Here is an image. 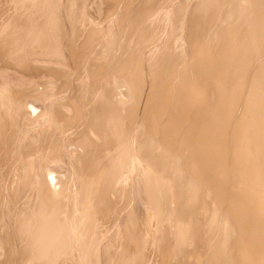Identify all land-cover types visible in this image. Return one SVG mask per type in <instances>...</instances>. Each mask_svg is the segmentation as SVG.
<instances>
[{
    "label": "rangeland",
    "instance_id": "374dc122",
    "mask_svg": "<svg viewBox=\"0 0 264 264\" xmlns=\"http://www.w3.org/2000/svg\"><path fill=\"white\" fill-rule=\"evenodd\" d=\"M24 1L27 2L25 3ZM31 1L0 0V36H3V39L0 37V56L4 54V59L0 60V92H3L5 96L7 93L9 95L7 96L9 98H7L0 94L2 96L0 101L4 97L11 99L8 101L3 100L6 110L1 109L4 106H0V115H3L0 116L2 118L0 121H3V124H0L5 126L2 127L0 125L2 127L0 128V264H27L26 258L35 254L33 234L35 232L34 228L38 229L39 220L37 222V218L39 217H33L37 215L34 204L36 202L38 204V198L43 195L47 186L50 191L52 189V193H55L56 196H59L58 193L60 192V197L57 198L61 201L58 203V205L60 204L58 210L61 218L66 220L67 233L69 234V236L67 234L69 238L65 239L70 252L67 255H63L62 259H59V264H73L74 261V264L78 262V264H125V262H128L127 264H190L193 262L191 261L192 259L194 262L191 264H200L202 260V263L205 262L203 264H207V257L210 259V252L215 251L214 247L216 246L217 250L221 242L225 240L226 243L228 239L227 237L225 238V235L223 236L225 233L224 227L221 224H216L219 216L212 223L214 228H216L214 229L213 225L206 221V216L200 214L202 210L200 209L201 205L197 204L196 186L193 185L195 192L193 191L192 193L193 187L191 185L188 186L189 184L187 183V169L183 166H186L184 163L187 159H190L188 144H186L188 143L187 138L191 139L189 134H186L189 133L188 130L190 129L187 128L188 126L190 127V124L200 130L206 138L213 164L212 167L209 166V169L211 167L217 174L215 176L213 171L215 178H212L215 183H217L218 177L221 176L218 174L222 173L226 178L229 204L231 202L236 203L243 212L264 227V107L262 98L258 94L254 73L248 63V57L245 54L242 36L238 28V23L241 20L242 23L245 22L243 20H245L246 13L249 11V2L245 3V0H243V3L242 0ZM27 3L32 5L34 3V5L29 8ZM240 18L242 19L239 20ZM28 20L29 22H27ZM43 20L45 22L50 21V23L46 22V24ZM52 20L56 23H53ZM9 21H11L10 24ZM51 23L55 24V26L52 27ZM16 24L18 27H16ZM11 25H14L15 28L13 26L11 28ZM29 25L32 28H36L34 29L35 32L33 29L27 30ZM40 25L45 27L43 34L46 33V36L45 34L42 35L49 37V39H45L47 41L43 44L52 47L46 48L42 52L41 49L37 48L39 45L38 36L40 35L36 30ZM6 26L8 28H5ZM48 27L54 32L50 34L51 36H47L50 33ZM10 28L14 33L11 32ZM9 31L11 34L8 33ZM24 32L26 33L24 34ZM52 36L54 38H51ZM7 39L13 40L9 41ZM51 40L54 41L53 44L50 43ZM5 41L9 42L5 48L6 51L3 48ZM10 43L14 45V49L10 50L11 52L8 50ZM56 43L58 44V49L55 47ZM15 44H17L16 47ZM53 48L54 50L51 51ZM55 49H57V54ZM7 50L9 51L8 55ZM40 53L41 55H39ZM261 55L262 57L264 56V54ZM259 57L260 55H258ZM262 57H260L261 59L257 58L256 61L258 63L255 61L256 65L263 61ZM152 76L153 81H151ZM155 79H157V82ZM134 81L137 82L134 84ZM166 81L167 83H165ZM168 87L173 92L169 89L170 92L167 93ZM165 89L167 91H164ZM157 90L162 95H165L164 98L166 99L170 94L172 96L174 93L175 96V98L172 96V99L169 97V100L166 101L165 105L170 103L169 107L163 106L164 110L162 112H165L159 114L160 116L163 115L161 118L159 117V125L166 124L165 118L167 120L170 118V111L178 110L177 108L173 109L177 99L185 101L186 111L188 110L189 115L187 113H185V116L184 113L182 115L184 119L186 117L185 121L188 116H190L189 121L191 120V123L187 120L189 122L187 124L177 114L179 119L185 123V125H182L183 128L185 127L184 129L180 126L179 135L182 132L181 136H187L185 137L187 140H181L185 144L181 143V147L179 144L172 147V152L175 150L172 154L174 157L170 159L172 161L168 159V163H173L174 166H176L175 163L177 162L182 163L180 166L178 163V166H176L177 170L175 167L172 168L171 171L174 172L172 176L169 172L170 176H167L163 171V174L157 171L152 172L154 173L152 174L149 173L151 172L150 170L145 168L147 163L145 161H148L149 158L146 157L145 160L146 155L143 154H146V143L143 138L147 132L143 122L145 120L143 119L146 113L158 111L157 108L159 106L157 105L160 102L159 100L156 101L157 98L155 99ZM11 92L13 95H10ZM166 94L169 95L166 97ZM139 97L141 98L139 99ZM149 101H151L150 103L153 106L150 105ZM154 102H157V105L153 104ZM1 103L2 101L0 105ZM32 107L35 108L32 109ZM147 107L148 111H146ZM107 108H109V111L106 110ZM112 110L115 112L113 113ZM130 110H132L131 112L136 111L135 114H132ZM141 111H144V113L141 114ZM106 113L111 120L107 118ZM120 113L122 114L120 115ZM125 114L129 116H125ZM132 115H134V119ZM135 115H138L139 119ZM141 124L142 126H140ZM128 128L132 129L129 130ZM144 128L145 130H143ZM142 130L143 133L141 132ZM139 138L143 142H140L144 145V147L140 145L143 150L139 147ZM156 143L158 142L156 141ZM137 147L141 151H137ZM136 152H140L143 156ZM198 157L197 162L199 160ZM175 159L179 160L176 161ZM165 161L167 162V159ZM199 162V165L197 164L198 169L202 172L204 165ZM25 164L28 168H26ZM106 164L109 166V169L107 166L106 172L110 170L114 173L113 168L116 169V175H112L113 178L111 176L110 182L112 184L108 187L107 179L110 176L108 178L107 174L110 172L106 173L104 171ZM144 164L145 167H143ZM177 167H182L183 169H178ZM95 168L101 172L97 169L94 170ZM142 168L145 169L143 170ZM25 169H27L28 175ZM180 170L185 173L181 174V179L180 176L178 177L181 173ZM200 170L197 173L199 176H203L205 170L202 174ZM96 172L100 173L98 176L100 175L101 177L99 176L98 178L91 175ZM158 173L164 180L160 181L159 178L161 177L157 176L155 181L158 182L159 179L161 183L170 178H175L174 181L170 180L180 190L178 191L177 188H174L175 186L172 188V184L170 186V184H166L169 181H166L167 188L170 187L168 190L163 185L164 183L159 184L161 185V187L159 186L160 188L155 183L158 190H156L155 185V190L152 192L153 188L151 187L154 185L152 183L155 182L152 180ZM210 173L212 172L210 171ZM43 178L45 181L47 180L45 188L41 187L43 186ZM49 178L53 179V181H49ZM220 179L224 178L220 177ZM54 180H56L55 183L58 182L56 183L57 186H55ZM106 181L107 183H105ZM178 181H180L181 185L178 184ZM181 181L186 182L187 184L185 183V185L187 186ZM179 186H181L183 191L185 187H187V190L192 188L189 190L191 192L185 189L184 193ZM53 187H57L56 189L59 192ZM162 187L164 188L163 192H166L164 194L163 192L161 193ZM173 189H176V191ZM156 191L161 194L159 195L160 197ZM180 191L187 196L184 194L183 196ZM171 192L176 197L179 196L180 201H188L190 196L192 198V195L189 197L188 195L194 194L195 198L193 195V199H189L191 201L195 199L196 201L194 200V202L199 208L194 202L184 201L183 203L178 201ZM154 194H157L156 199ZM165 194L169 199L166 198ZM85 197L88 199L91 197V201ZM157 197L161 203L164 200H168L167 206L164 204V207L163 203H158L159 201L156 204ZM177 201L182 203L183 206H186V203L187 206L190 204V211L187 206L185 207L186 210H184L183 206L177 207ZM169 203L170 205H168ZM171 204L173 208L170 209L169 206L172 207ZM162 205L164 208H162ZM162 209L167 210L164 211L166 214L172 215V220H170L169 215H165ZM169 209L171 211L172 209L174 210L171 213ZM217 209V206H214L215 213ZM24 212H30L33 221L26 214L27 220H24V222L26 221L27 223H23L22 219V221H19L22 215L24 216ZM178 213L187 220L188 224L194 218L195 222L190 224L193 227L191 228L189 225L190 230L187 228L191 235L196 236L199 233L198 237L192 236L195 238L193 240L187 230H185V235L186 233L188 234L186 238H189L190 245L194 241L193 245L196 247L190 246L186 240L184 241L187 243L183 241V234L180 233L181 231L179 232L180 228L176 227L178 224L173 223L176 221L175 219L182 218L177 216ZM189 216L191 218H188ZM197 216L200 217L197 218ZM173 217L175 221H173ZM202 217L204 221H202ZM167 218L172 223L168 222ZM17 222L19 224L21 222L19 227ZM206 222L207 224H205ZM202 223L211 226L204 227ZM28 224L30 226L31 224L33 225L31 229ZM195 224L198 226L202 225V227H198ZM166 226L168 229H166ZM194 227L196 228L195 230H193ZM176 228L179 229L177 230ZM207 228L212 229V231ZM165 231H169L167 232L168 234ZM176 231H178V237L182 236L181 241L177 238ZM193 232L194 234H192ZM209 232H213V235L211 233L210 235ZM220 234L222 235L221 237ZM205 235L208 238L210 236L211 238L213 237V243L211 238L208 239ZM222 237L225 238H223V241ZM68 240L73 242V244L75 243V245L73 246ZM177 240L181 243L183 241L185 244H181V247H179L180 242L174 244ZM230 241L231 239L227 243ZM208 242L211 243L209 244ZM187 244L188 247L186 246ZM201 245L204 247H201ZM175 246L179 247L180 251ZM182 246L185 248L184 251ZM196 248L198 253L202 252V255L207 254L208 252L206 251L209 250V255H205L204 258L201 253L198 254L196 252ZM202 249L206 250V253ZM31 252L34 253L31 254ZM177 252L180 253L177 255ZM182 252L185 255H183V259L187 258L184 262L181 259ZM198 255L202 256L203 259ZM175 257H178L179 260ZM119 261L122 262L120 263Z\"/></svg>",
    "mask_w": 264,
    "mask_h": 264
},
{
    "label": "bare ground",
    "instance_id": "6f19581e",
    "mask_svg": "<svg viewBox=\"0 0 264 264\" xmlns=\"http://www.w3.org/2000/svg\"><path fill=\"white\" fill-rule=\"evenodd\" d=\"M21 1V0H20ZM33 1V0H32ZM31 1V2H32ZM45 1V0H44ZM50 1V0H49ZM228 1V0H227ZM25 2V1H24ZM27 2V1H26ZM25 2V3H26ZM28 2H30V1H28ZM234 2V1H233ZM240 2V1H239ZM246 2H249L250 3V8H248L249 9V11H248V13H246L247 14V16H245L246 18H245V20H243V21H245V22H243L242 23V18H240L239 20H241V22L240 23H238V28H239V31H240V35L242 36V40H243V47H244V50H245V54L247 55V57H248V63H249V65L252 67V70H253V73H254V77H255V80H256V83H257V89H258V94H259V96L262 98V104H263V107H264V56L262 57V55L261 54H264V0H245V3ZM41 3V2H40ZM48 3V2H47ZM225 3V2H224ZM242 3H243V0H242ZM28 4V3H27ZM26 4V5H27ZM31 3H29L27 6H29V8H30V6H33L34 5V3H33V5L31 4ZM44 4H45V2H44ZM57 4V3H56ZM80 4V3H79ZM148 4V3H147ZM222 4V3H221ZM231 4V3H230ZM25 5V4H24ZM46 5V4H45ZM73 5V4H72ZM93 5H94V3H93ZM248 5V4H247ZM41 6V5H40ZM25 7V6H24ZM50 7H51V5H50ZM23 8V7H22ZM32 8V7H31ZM54 8V7H53ZM72 8V7H71ZM92 8V7H91ZM91 8H90V10H91ZM242 8V7H241ZM26 10H27V8H25ZM32 9H34V8H32ZM36 9V8H35ZM25 10V11H26ZM24 11V12H25ZM28 11V10H27ZM39 11V10H38ZM44 11V10H43ZM93 11V10H92ZM49 12H51V11H49ZM247 12V11H246ZM10 13V12H9ZM91 13H94V12H91ZM238 13V12H237ZM243 14V13H242ZM245 14V15H246ZM7 15V14H6ZM44 15V14H43ZM239 16H240V14H239ZM244 16V15H243ZM60 17V16H59ZM242 17V16H241ZM32 18V17H31ZM44 19V18H43ZM59 20V19H58ZM44 22H45V20H43ZM53 21V23H56V22H54V20H52ZM51 21V22H52ZM7 22V21H6ZM10 22L11 21H9V24H10ZM14 22V21H13ZM19 22V21H18ZM27 22H29V20L27 21ZM47 22V21H46ZM45 22V23H46ZM72 22V21H71ZM4 23V22H3ZM47 23H50V21L49 22H47ZM46 23V24H47ZM8 24V25H9ZM12 24H14V23H12ZM18 24V23H17ZM16 24V27H18V25ZM24 24V23H23ZM30 24V23H29ZM52 24V23H51ZM244 26H243V25ZM4 25H6V24H4ZM24 25H26V24H24ZM53 25V24H52ZM12 26L14 27V25H11L10 27L12 28ZM34 26V25H33ZM41 26V25H40ZM38 26L39 28L36 30V32H38V34L40 35V36H38V41H39V45L37 46V48L40 50L41 49V52H42V50H45L46 48H49L50 46H46V45H44L43 43H45V41H47V40H45V39H49V37L47 38V37H45L46 36V33H44L45 34V36H43L44 34H43V32H44V30L43 29H45V27L44 26ZM48 26H50V24H48ZM55 26V24L52 26V27H54ZM243 26V27H242ZM20 27H22L21 25H20ZM28 27V29L27 30H32L33 29V31L35 32V30L34 29H36V28H32V26L30 27V25L29 26H27ZM5 28H8L7 26L5 27ZM10 28V29H11ZM15 28V27H14ZM13 28V30L15 31V29ZM48 29L50 30L51 28L50 27H48ZM48 29H46V30H48ZM53 29V28H52ZM4 30H7V29H4ZM9 30V29H8ZM21 30V29H20ZM26 30V29H25ZM26 30V31H27ZM3 31V30H2ZM55 31V30H54ZM61 31V30H60ZM11 32H13L12 31V29H11ZM20 32V31H19ZM46 32H48V31H46ZM8 33H10V31L8 32ZM7 33V34H8ZM14 33V32H13ZM26 32H24V34H25ZM49 33V32H48ZM51 33H54V32H52L51 30H50V33H49V35L47 34V36H51L50 34ZM55 33H56V31H55ZM63 33V32H62ZM11 34V33H10ZM43 34V35H42ZM1 35V34H0ZM5 36V35H4ZM7 36V35H6ZM10 36V35H9ZM63 36V35H62ZM1 37V36H0ZM3 37V36H2ZM1 37V39H3ZM17 37V36H16ZM5 38V37H4ZM13 38V37H12ZM15 38V37H14ZM26 38V37H25ZM28 38V37H27ZM51 38H54V36H52ZM36 39V38H35ZM5 40V39H4ZM7 40H13V39H7ZM30 40V39H29ZM53 40V39H52ZM50 41V43L51 44H53L54 43V41ZM55 40V39H54ZM14 41H16V39H14ZM14 41H13V43H14ZM35 41H37V40H35ZM49 41V40H48ZM33 42H34V39H33ZM32 42V43H33ZM0 43H1V41H0ZM15 43H18V42H15ZM21 43V42H20ZM27 43V42H26ZM35 43H37V42H35ZM34 43V44H35ZM41 43V44H40ZM7 44H9V42H7V41H5L4 42V45H3V48L5 49L6 48V46H7ZM16 45L17 44H15V47H16ZM58 44L56 43L55 44V47H57V49H58V46H57ZM86 45V44H85ZM32 47H34V46H32ZM2 48V47H1ZM29 48V47H28ZM50 48H52V47H50ZM83 48H85V47H83ZM12 49H14V45L13 44H11L10 43V47L8 48V50L10 51V50H12ZM37 49V50H38ZM57 49H55V53H56V50ZM7 50V51H8ZM16 50V49H15ZM38 50V51H39ZM48 50V49H47ZM52 50H54V48L53 49H51V51ZM4 51V50H3ZM5 51H6V49H5ZM4 51V52H5ZM9 51H8V53H7V55L9 54ZM51 51H50V53H51ZM3 52V53H4ZM11 52V51H10ZM44 52V51H43ZM62 52V51H61ZM165 52V51H164ZM33 53V52H32ZM57 54V53H56ZM59 54H60V52H59ZM131 54V53H130ZM4 55V54H3ZM3 55H1L0 56V60L3 58ZM6 55V56H7ZM11 55H13V54H11ZM39 55H41V53L39 54ZM258 55H260V57H262V62L261 63H259L258 65H256L258 62L256 61L257 60V58H258ZM29 56V55H28ZM11 57V56H10ZM55 57V56H54ZM59 57V56H58ZM136 57V56H135ZM259 57V58H260ZM258 58V59H259ZM4 59V58H3ZM261 59V58H260ZM125 60V59H124ZM6 61V60H5ZM9 61H10V59H9ZM80 61V60H79ZM136 61V60H135ZM257 63H256V62ZM261 61V60H260ZM2 62H3V60H2ZM10 62H12V61H10ZM19 62H20V60H19ZM22 62V61H21ZM17 63V62H16ZM25 63V62H24ZM127 63V62H126ZM131 63V62H130ZM4 64V63H3ZM3 64H2V66H3ZM20 64V63H19ZM11 65V64H10ZM127 65V64H126ZM162 65H164V64H162ZM22 66V65H21ZM27 66H28V64H27ZM160 67V66H159ZM158 67V68H159ZM171 67H173V66H171ZM127 68V67H126ZM130 68V67H129ZM141 68H142V66H141ZM164 68V67H163ZM21 69V68H20ZM123 69V68H122ZM154 69H155V67H154ZM157 69V68H156ZM58 70V69H57ZM127 70V69H126ZM137 70V69H136ZM161 70V69H160ZM26 71V70H25ZM121 71V70H120ZM125 72V71H124ZM129 72V71H128ZM136 72V71H135ZM150 72H151V70H150ZM42 73V72H41ZM57 73V72H56ZM117 73V72H116ZM127 73V72H126ZM154 73V72H153ZM97 74V73H96ZM121 74V73H120ZM155 74V73H154ZM153 74V75H154ZM158 75V74H157ZM133 76V75H132ZM134 77H136V76H134ZM133 77V78H134ZM157 77V76H156ZM151 78V77H150ZM131 79V78H130ZM135 79V78H134ZM138 79V78H137ZM136 79V80H137ZM158 79V78H157ZM157 79H155L156 80V82H157ZM140 80H143V79H140ZM154 80V81H155ZM119 81V80H118ZM130 81V80H129ZM151 81H153V76H152V80ZM137 82V81H136ZM135 81H134V84L136 83ZM139 82H141V81H139ZM156 82H155V84H156ZM121 83V82H120ZM126 83V82H125ZM142 83V82H141ZM150 83H152V82H150ZM165 83H167V81L165 82ZM169 83V82H168ZM7 84V83H6ZM130 84H131V82H130ZM154 84V83H153ZM170 84V83H169ZM121 85V84H120ZM142 85V84H141ZM152 85V84H151ZM167 85V84H166ZM165 85V87L167 88V86ZM171 85V84H170ZM169 85V86H170ZM2 86V85H1ZM5 86V85H4ZM116 86V85H115ZM136 86H137V84H136ZM145 86V85H144ZM149 86V85H148ZM155 86V85H154ZM6 87H8V86H6ZM14 87V86H13ZM121 87V86H120ZM123 87V86H122ZM125 87H127V86H125ZM138 87V86H137ZM146 87V86H145ZM144 87V88H145ZM151 87V86H150ZM170 87H173V86H170ZM170 87H168V91L165 89L164 91H167V93L168 92H170V91H172V89H170ZM10 88V87H9ZM128 88H129V86H128ZM133 88V87H132ZM141 88V87H140ZM8 89V88H7ZM119 89V88H118ZM137 89V88H136ZM142 89V88H141ZM164 89V88H163ZM169 89H170V91H169ZM1 90V89H0ZM9 90V89H8ZM8 90H6L7 92H9ZM133 90V89H132ZM156 90V89H155ZM11 91V90H10ZM113 91H115V90H113ZM127 91V90H126ZM130 91V90H129ZM141 91V90H140ZM134 92V91H133ZM154 92V91H153ZM173 92V91H172ZM171 92V93H172ZM140 93V92H139ZM142 93V92H141ZM149 93V92H148ZM166 93V92H165ZM0 94L2 95L3 94V92L1 93L0 92ZM8 94V93H7ZM6 94V96H5V94H3L5 97H7V96H9V95H7ZM136 94H137V91H136ZM155 94V93H154ZM153 94V95H154ZM170 94V93H169ZM169 94H166V97H167V95H169ZM0 95V98L2 97ZM10 95H13L12 94V92L10 93ZM107 95V94H106ZM119 95V94H118ZM110 96V95H109ZM148 96H149V94H148ZM151 96V95H150ZM172 96L175 98V96H174V93L172 94ZM172 96H171V94L169 95V97L172 99ZM4 97V98H5ZM11 97H13V96H11ZM136 97V96H135ZM145 97V96H144ZM165 97V95H162V93H160V92H158V90H157V92H156V96H155V99H156V101H158L159 100V105H157L156 103L157 102H154L153 104H156L157 106H159L157 109H158V111L157 112H149V114L148 113H146V115L144 116V119L143 120H145V121H143L144 122V125H145V128H146V131H144V132H146V136L143 138L144 139V142L146 143L145 145H146V154L145 153H143L144 155H146L145 156V160H146V157H148L147 159H148V161H145V163H146V167H145V164H144V166L143 167H145L146 169H148V170H150L151 172H149V173H152V172H154V171H157V172H164V174H166L167 176H170L169 175V173H171V176H172V173H174L173 171H171L172 170V168H174L175 167V169H176V166H178V163L179 162H177V163H175V165L176 166H174V164L173 163H168L169 161H168V159L170 160L171 158H173L174 156H172V154H173V152L175 151H173L172 152V147L173 146H175V145H177V144H179V146L181 147V143H183V141H185L184 139H186L185 137H187V136H185V137H182L181 135H182V132H180L181 134L179 135V129H180V126L182 127V125H185V123L184 122H186L187 124L190 122L191 123V120L189 121V119H190V116H188L187 117V120L189 121H185V119H186V117H185V119L183 118V113H184V116H185V113H187L188 115H189V113L186 111V103H185V101H179L178 99L177 100H175L177 103V105L175 104V107L173 108V109H178V110H172V112L170 111V114H171V116H170V118L167 120L166 118H165V121H166V124H162V125H159V119L163 116L162 114L165 112H162L163 110H164V105H165V103H166V101H168L169 100V97H167V99L166 98H164ZM3 98V100H11V99H7V98H9V97H7V98H5L4 99ZM15 98V97H14ZM141 97H139V99H140ZM149 98V97H148ZM151 98H153V97H151ZM174 98H173V100H174ZM121 99V98H120ZM125 99V98H124ZM136 99H137V97H136ZM170 99V100H171ZM3 100L1 99V101H2V103H1V107L2 106H4L3 105ZM138 100V99H137ZM144 100V99H143ZM0 101V102H1ZM14 101V100H13ZM18 101V100H17ZM123 101V100H122ZM141 102H142V99H141ZM140 102V103H141ZM151 101H149V103H150ZM153 102V101H152ZM170 102V101H169ZM9 103V102H8ZM145 103V102H144ZM6 104V103H5ZM9 104H11V103H9ZM107 104V103H106ZM170 104V103H169ZM169 104L167 105H165V106H168L169 107ZM30 105V104H29ZM32 105V104H31ZM136 105V104H135ZM144 105V104H143ZM150 105H151V103H150ZM173 105V104H172ZM15 106V105H14ZM37 106V105H36ZM42 106V105H41ZM112 106V105H111ZM139 106H141L140 104H139ZM146 106V105H145ZM151 106H153V105H151ZM174 106V105H173ZM0 107V108H1ZM5 107L6 106H4V108L2 107L1 109H5ZM10 107V106H9ZM113 107V106H112ZM125 107V106H124ZM130 107V106H129ZM133 107V106H132ZM136 107V106H135ZM134 107V108H135ZM138 107V106H137ZM168 107H166V108H168ZM170 107H172V106H170ZM20 108V107H19ZM33 108H35V107H32V109ZM118 108H119V106H118ZM22 109H24V108H22ZM109 108H107L106 110H108ZM116 109V108H115ZM125 109V108H124ZM130 109V108H129ZM153 109V108H152ZM156 109V110H157ZM6 110V109H5ZM7 110H9L8 108H7ZM12 110H13V108H12ZM135 110H137V109H135ZM142 110H145V109H142ZM166 110V109H165ZM168 110H169V108H168ZM17 111V110H16ZM109 111V110H108ZM113 111V110H112ZM121 111H123V110H121ZM132 110H130V112H131ZM134 111V110H133ZM140 111V110H139ZM138 111V112H139ZM146 111H148V107H147V110ZM151 111V110H150ZM154 111H155V109H154ZM174 111H176L175 112V114H174ZM186 111V112H185ZM11 112V111H10ZM25 112H26V110H25ZM56 112V111H55ZM104 112H105V110H104ZM111 112V111H110ZM109 112V113H110ZM115 111H113V113H114ZM136 112V111H135ZM135 112H131L132 114L134 113L135 114ZM137 112V113H138ZM142 112V113H141ZM140 113L141 114H143L144 113V111H141ZM29 113V112H28ZM108 113V114H109ZM112 113V114H113ZM124 113H126V112H124ZM128 113H129V111H128ZM130 113V114H131ZM136 113V114H137ZM160 113H162L161 115L162 116H160L159 114ZM10 114V113H9ZM122 113H120V115H121ZM174 114V115H173ZM180 115L183 119H184V122L183 121H181L180 119H179V117H178V115ZM187 114H186V116H187ZM12 115V114H11ZM113 115H116V114H113ZM126 115H128V114H125V116ZM139 115V114H138ZM138 115H135L136 117L138 116ZM159 115V116H158ZM0 116H3V115H0ZM7 116V115H6ZM17 116V115H16ZM106 116H107V118H109L110 119V117L107 115V113H106ZM105 116V117H106ZM129 116V115H128ZM127 116V117H128ZM131 116V115H130ZM133 116L134 115H132V118H133ZM160 117V118H159ZM166 117H167V115H166ZM106 118V119H107ZM135 118V117H134ZM133 118V119H134ZM138 118V117H137ZM137 118H136V120H137ZM0 119H2V118H0ZM91 119V118H90ZM115 119V118H114ZM139 119V118H138ZM111 120V119H110ZM127 120H129L128 118H127ZM10 121V120H9ZM9 121H7L8 123H9ZM3 122V121H2ZM1 121H0V123H2ZM7 122H6V124H7ZM107 122V121H106ZM121 122V121H120ZM131 122H133V121H131ZM137 122V121H136ZM139 122H141V121H139ZM142 122V123H143ZM5 123V122H4ZM108 123V122H107ZM114 123V122H113ZM112 123V124H113ZM125 123V122H124ZM134 123V122H133ZM3 124V123H2ZM112 124H109V125H112ZM115 124H116V122H115ZM114 124V125H115ZM129 124V123H128ZM137 124V123H136ZM1 125V124H0ZM16 125V124H15ZM125 125H127V124H125ZM134 126H135V124H133ZM2 126V125H1ZM0 126V128H2ZM94 126V125H93ZM132 126V125H131ZM140 126H142V124L140 125ZM5 127V126H4ZM120 127V126H119ZM125 127H127V126H125ZM144 127V126H143ZM142 127V128H143ZM9 128V127H8ZM142 128H140V129H142ZM145 128L143 129V130H145ZM185 128V127H184ZM183 127H182V129H184ZM125 129V128H124ZM129 129V128H128ZM132 129V128H131ZM131 129H129V130H131ZM138 129V128H137ZM181 129V130H182ZM187 129H190V130H188L189 131V133H186L187 135L189 134V137L191 138L190 140H189V138H187L186 140L188 141V143H186V144H188V150H189V160L187 159V161L186 160H184L185 158H183V160L184 161H186L185 163H184V161H182L184 164H186V166L184 165L183 167L184 168H186L187 169V173H186V175H187V180H185V181H187V183L189 184L188 186H192L193 187V185L194 186H196V189H197V191H196V198H198V203L197 204H199V206H200V209L202 210L201 212L200 211H198V212H200V214L202 215V216H206V221H208L209 223H214L213 221H215L216 220V218L219 216V218H218V222L216 221V224L218 223L219 225L221 224V226H223L224 227V229L223 230H225V233L223 234V236L225 235V238L227 237V239L228 240H230L231 239V241L230 242H228L227 243V241H226V243H225V240H224V242H221V244H220V246L218 247V249L216 250V246L214 247V252H210V254H211V257H210V259H208V257H207V261H208V263L207 264H264V227H262V226H260L256 221H254L248 214H246L245 212H243L240 208H239V206L236 204V203H234V202H231L230 204H229V201H228V193H227V188H226V178H225V176L219 171V173H221V174H218V175H221V176H217L218 177V181H216L217 183H215V181H214V179L213 178H215L214 177V174H215V171L213 170V169H211V167L213 166V164H212V162H211V157H210V148H209V146H208V144H207V141H206V138H205V136L202 134V132L200 131V130H198L196 127H194L192 124H190V127L188 126V128ZM134 130H135V128H134ZM143 130L141 131L142 133H143ZM99 131V130H98ZM102 131V130H101ZM124 131V130H123ZM125 131H126V129H125ZM184 131V130H183ZM131 132H133V131H131ZM185 132H187V131H185ZM121 133H124V132H121ZM136 133V132H135ZM185 134V135H186ZM47 135V134H46ZM117 135V134H116ZM122 135V134H121ZM124 135V134H123ZM127 135V134H126ZM129 135V134H128ZM133 135V134H132ZM136 135V134H135ZM134 135V136H135ZM143 135V134H142ZM141 136V135H140ZM139 136V137H140ZM123 138V137H122ZM140 138H142V137H140ZM139 138V139H140ZM114 139V138H113ZM138 139V140H139ZM183 139V141H181ZM122 140V139H121ZM133 140V139H132ZM2 141V140H1ZM125 142H128V141H126V140H124ZM136 141V140H135ZM158 142V143H156L155 144V142ZM124 142V143H125ZM134 142V141H133ZM140 142H142L141 141V139L139 140V143ZM153 142H154V144H153ZM132 143V142H131ZM137 143V142H136ZM143 143V142H142ZM116 144V143H115ZM127 144V143H126ZM184 144V143H183ZM122 145V144H121ZM128 145V144H127ZM126 145V146H127ZM133 145V144H132ZM135 145V144H134ZM138 145V144H137ZM136 145V146H137ZM140 145H142L141 143L139 144V147H141ZM185 145V144H184ZM91 146V145H90ZM130 146V145H129ZM128 146V147H129ZM143 147H144V145H142ZM82 147V146H81ZM110 147V146H109ZM122 147H123V145H122ZM139 147H137V149L139 148ZM179 147V148H180ZM185 147V146H184ZM33 148V147H32ZM111 148V147H110ZM127 148V147H126ZM176 148V147H175ZM125 149V148H124ZM131 149V148H130ZM132 149H134V148H132ZM136 149V148H135ZM145 149V148H144ZM104 150V149H103ZM102 150V151H103ZM123 150V149H122ZM140 149H138L137 151H139ZM141 150H143V148L141 147ZM140 150V151H141ZM177 150V149H176ZM182 150H183V148H182ZM50 151V150H49ZM120 151V150H119ZM128 151V150H127ZM41 152V151H40ZM107 152H108V150H107ZM123 152V151H122ZM132 152H133V150H132ZM131 152V153H132ZM178 152H179V150H178ZM136 153H139L140 155H142L140 152H136ZM185 153V152H184ZM26 154V153H25ZM111 154H113V153H111ZM125 154V153H124ZM130 154V153H129ZM128 154V155H129ZM188 154V153H187ZM186 154V156H188ZM198 154V155H197ZM200 154V155H199ZM41 155V154H40ZM107 155V154H106ZM110 155V154H109ZM115 155V154H114ZM138 155V154H137ZM179 155V154H178ZM183 155V154H182ZM181 155V156H182ZM27 156V155H26ZM85 156V155H84ZM111 156V155H110ZM143 156V155H142ZM180 156V157H181ZM185 156V157H186ZM199 156V157H198ZM76 157V156H75ZM106 157V156H105ZM127 157H129V156H127ZM137 157H141V156H137ZM136 157V158H137ZM183 157V156H182ZM197 157L199 158V160H198V162L200 161L201 162V164H203L204 165V170H205V172H204V170L202 171V172H204V174H203V176H199L198 175V173H197V171L198 170H200V169H198V162H197ZM73 158V157H72ZM131 158V157H130ZM134 158V157H133ZM176 158V157H175ZM177 158H178V156H177ZM81 159V158H80ZM119 159V158H118ZM140 159V158H139ZM142 159V158H141ZM165 159H167V162L165 161ZM204 159V160H203ZM117 160V159H116ZM120 160V159H119ZM126 160V159H125ZM136 160V159H135ZM176 160V159H175ZM179 160V159H178ZM178 160H176V161H178ZM68 161V160H67ZM101 161H103V160H101ZM118 161V160H117ZM129 161V160H128ZM128 161H127V163H128ZM137 161V160H136ZM140 161V160H139ZM143 161V160H142ZM141 161V162H142ZM170 161H172V160H170ZM98 162V161H97ZM105 162V161H104ZM123 162V161H122ZM144 162V161H143ZM174 162V161H173ZM199 162V163H200ZM27 163H28V161H27ZM26 163V164H27ZM25 164V165H26ZM99 164H101V163H99ZM123 164V163H122ZM148 164V165H147ZM182 164V163H181ZM180 163H179V166L181 165ZM198 164V165H197ZM200 164V165H201ZM102 165V164H101ZM140 165V164H139ZM23 166V165H22ZM103 166H105V165H103ZM102 166V167H103ZM107 164H106V169H104V171L106 170L107 171ZM141 166V165H140ZM209 166H211L210 167V169H209ZM96 167V166H95ZM113 167V166H112ZM200 167V166H199ZM203 167V166H202ZM201 167V168H202ZM26 168H28L27 167V165H26ZM64 168V167H63ZM122 168V167H121ZM144 168V169H145ZM178 168V167H177ZM182 167H179L178 169H181ZM97 168H95L94 170H96ZM101 169V168H100ZM108 169H109V166H108ZM114 169V173H113V171H108V172H110V173H108V172H106V173H108L107 174V176H108V178H109V176H110V178L109 179H107V181H108V183H107V181L105 182V183H107V187L110 185V184H112L111 182H110V180H111V176L113 175L114 176V174H115V168H113ZM143 169V168H142ZM143 169V170H144ZM183 169V168H182ZM26 171H27V169H25ZM97 170H99V169H97ZM102 170V169H101ZM120 170V169H119ZM122 170V169H121ZM174 170V169H173ZM177 170V169H176ZM175 170V171H176ZM212 172V173H210V171ZM9 171V170H8ZM19 171V170H18ZM32 171V170H31ZM167 171V172H166ZM171 171V172H170ZM183 170H180V175H178V177L180 176V179H181V174L182 173H184V172H182ZM185 171V170H184ZM213 171H214V174H213ZM30 172V171H29ZM46 172V171H45ZM92 172V171H91ZM95 172V171H94ZM99 172H101L100 170H99ZM103 172V171H102ZM163 172H162V174H163ZM169 172V173H168ZM202 172H201V170H200V173L202 174ZM52 173V175H54L53 174V172H51ZM50 173V174H51ZM84 173V172H83ZM143 173H144V171H143ZM212 174L211 176H210V174ZM25 174V173H24ZM27 175H28V171H27V173H26ZM49 174V173H48ZM98 174H100V173H98V172H96V173H94V174H91V175H94V176H97L98 178H99V176H98ZM103 174H105V173H103ZM123 174V173H122ZM152 174H154V173H152ZM185 174V173H184ZM183 174V175H184ZM200 174V175H201ZM116 175V174H115ZM140 175V174H139ZM146 175V174H145ZM217 174H215V176H216ZM48 176V175H47ZM51 176V175H50ZM58 176V175H57ZM113 176H112V178H113ZM148 176V175H147ZM151 176H153V175H151ZM155 176V175H154ZM157 176H160L159 175V173H158V175L156 174V176H155V178H154V180H152V181H155V179H156V177ZM165 178H166V176L165 175H163ZM54 177V176H53ZM53 177H50V178H53ZM83 177V176H82ZM85 177H86V175H85ZM101 177V176H100ZM146 177V176H145ZM161 178H159L160 179V181L161 180H164L163 179V177L162 176H160ZM177 177V178H178ZM184 177H185V175H184ZM213 177V178H212ZM216 177V178H217ZM220 177L221 178H224V179H220ZM23 178V177H22ZM25 178H26V176H25ZM49 178V181H53V179L51 180ZM94 178H96V177H94ZM148 178V177H147ZM170 178V177H169ZM183 178V177H182ZM48 179V178H47ZM62 179V178H61ZM88 179V178H87ZM92 179V178H91ZM115 179V178H114ZM144 179V178H143ZM152 179V178H151ZM151 179H150V181H151ZM159 179H158V182L157 181H155V182H153L152 184H154V185H152L153 187H151V188H153V190H152V192H154V190H155V183H157L158 184V187L160 186L161 187V185H159V184H162V183H164L163 185L164 186H166V184H170V186H171V184H172V188H173V186H175L174 188H177L176 187V185H173V184H175L174 182L172 183V180L174 181V179H172V178H170V179H172V180H170V179H168V180H166V181H169V182H167L166 184H165V182L164 181H162L161 183L159 182ZM186 179V178H185ZM90 180V179H89ZM88 180V181H89ZM93 180V179H92ZM147 180V179H146ZM182 180H184V179H182ZM216 180V179H215ZM222 180V181H221ZM24 181V180H23ZM47 181V180H46ZM45 181V179L43 178V186H41L42 188H45V186H47V182ZM55 181L56 180H54V183H55ZM73 181V180H72ZM87 181V182H88ZM96 181V183L98 182L97 181V179L95 180ZM116 181V180H115ZM148 181V180H147ZM176 182H177V180H175ZM221 181V182H220ZM83 182H85V181H83ZM86 182V183H87ZM171 182V183H170ZM179 183L178 184H180V181H178ZM182 183L184 182V181H181ZM56 183H58V182H56ZM55 183V184H56ZM74 183V182H73ZM146 183H148V182H146ZM145 183V184H146ZM185 183L186 182H184V185H185ZM186 183V184H187ZM213 183V184H212ZM49 184V183H48ZM91 184V183H90ZM177 184V185H178ZM25 185V184H24ZM49 185H51V184H49ZM60 185V184H59ZM88 185V184H87ZM86 185V186H87ZM95 185V184H94ZM144 185V184H143ZM150 185V184H149ZM162 185V186H163ZM181 185V184H180ZM13 186V185H12ZM29 186V185H28ZM52 186H53V184H52ZM55 186H57V184L55 185ZM83 186V185H82ZM168 186V185H167ZM167 186L165 187V188H167ZM183 186V185H182ZM185 186H187V185H185ZM64 187V186H63ZM90 187H91V185H90ZM98 187V186H97ZM159 187V188H160ZM41 188V189H42ZM47 189L46 190H44V192H43V195L42 196H40L38 199V204H37V202H36V204H34V207H35V210H37V212H36V214L37 215H35V216H33V217H39V218H37V222H38V220H39V226H38V229H35L34 228V230H35V232H34V230H33V232H34V234H33V239H34V247H35V254H33L32 252H31V254H33V255H31V256H29V258L27 257H25L26 258V260H27V264H59V259H62V257H63V255H67L70 251H69V246H68V244H67V241H66V239L65 238H67L68 236H69V234L67 233V227H66V220H64V219H62L61 218V216H60V212H59V210H58V207L60 206V204L58 205V203H60L61 201H59L57 198H59L60 197V192H59V190L58 189H56V188H54L53 187V189H55V190H58V195L59 196H56V194L55 193H52L53 191H52V187L50 188L51 189V191L49 190V188H48V186L46 187ZM163 188V187H162ZM170 187H168L167 188V190L169 189ZM171 188V189H172ZM179 188H181V186H179ZM184 188V187H183ZM189 188V187H188ZM25 189V188H24ZM103 189V188H102ZM178 189V188H177ZM182 189V188H181ZM185 189L187 190V187H185ZM185 189H184V191H183V189L181 190L182 192H184L185 193ZM192 188H189L187 191H189V190H191ZM83 190H84V188H83ZM156 190H158V188H157V185H156ZM161 190V189H160ZM163 190H164V188L162 189V191H161V193L163 192ZM166 190V191H167ZM173 190H175L176 191V189H173ZM173 190H172V192H173ZM180 189H178V191H179ZM219 190V191H218ZM88 191H89V189H88ZM106 191V190H105ZM151 191V190H150ZM174 191V192H175ZM177 191V192H178ZM181 191H180V193H181ZM193 191L195 192V190H194V187H193V189H192V193H193ZM216 191H218V192H216ZM56 192V191H55ZM82 192V191H81ZM157 192V191H156ZM169 192H170V190H169ZM168 192V193H169ZM171 192V193H172ZM189 192H191V191H189ZM83 193V192H82ZM81 193V194H82ZM159 192H157V194H158ZM164 193H166L165 191L163 192V194ZM183 193V194H184ZM187 193V192H186ZM42 194V193H41ZM156 194V195H157ZM173 194V193H172ZM179 194V193H178ZM182 194V193H181ZM182 194V195H183ZM189 194V193H188ZM62 195V194H61ZM86 195V194H85ZM155 195V194H154ZM154 195H153V197H154ZM156 195H155V199H156ZM159 195H161L160 193L158 194V196ZM169 195V194H168ZM177 195V194H176ZM184 195H186V194H184ZM183 195V196H184ZM190 195H192V198H191V196ZM193 195L194 194H189L188 195V197L190 198V199H193ZM165 196H167L166 194H165ZM173 196L178 200V201H180V199H179V196L178 197H176L174 194H173ZM187 196V195H186ZM185 196V197H186ZM83 197V196H82ZM89 197V196H88ZM160 197V196H159ZM164 197V196H163ZM162 197V198H163ZM181 197V196H180ZM14 198V197H13ZM85 198H87V197H85ZM158 198V197H157ZM165 198V197H164ZM163 198V199H164ZM166 198H168V196L166 197ZM165 198V199H166ZM172 199H173V197H171ZM182 198V197H181ZM184 198V197H183ZM188 198V201H189V203H190V199ZM194 198H195V195H194ZM61 200H63L62 198H60ZM82 199V198H81ZM88 199V198H87ZM90 199H91V197H90ZM90 199H88V200H90ZM96 199V198H95ZM101 199V198H100ZM169 199V198H168ZM59 202H58V201ZM184 200V199H183ZM195 200V199H194ZM194 200L193 201H191L192 203L194 202ZM91 201V200H90ZM101 201V200H100ZM159 201V198H158V200L156 201V204H157V202ZM163 201V200H162ZM178 201H177V207H182L183 205H182V203H180V202H183L184 203V201H186V200H184V201H180L179 203H178ZM188 201H186V202H188ZM196 201V200H195ZM63 202V201H62ZM83 202H84V200H83ZM165 202V203H164ZM164 202H162L163 203V205L165 204L166 206H167V202H168V200L167 201H165L164 200ZM170 202L172 203V201L170 200ZM176 202V201H175ZM185 202V203H186ZM158 203H160V204H162L161 203V201H159ZM191 203V204H192ZM62 204V203H61ZM87 204H89V203H87ZM91 204H92V202H91ZM155 204V205H156ZM180 206H179V205ZM194 204H196L195 202H194ZM197 204H196V206H197ZM82 205V204H81ZM90 205V204H89ZM154 205V204H153ZM159 205V204H158ZM163 205H162V208H164L165 207V205H164V207H163ZM168 205H170V203L168 204ZM173 205H174V203H173ZM62 206V205H61ZM161 206V205H160ZM171 206H172V204H171ZM186 206H187V203H186ZM186 206H183L184 208L186 207ZM189 206H190V204H189ZM189 206H187V207H189ZM214 206H217V210H216V213H215V210H214ZM87 207V206H86ZM92 207V206H91ZM198 207V206H197ZM196 207V208H197ZM60 208V207H59ZM82 208V207H81ZM159 208V207H158ZM169 208L171 209V208H173V206L172 207H170L169 206ZM175 208V207H174ZM193 208V207H192ZM199 208V207H198ZM155 209V208H154ZM160 209V208H159ZM167 209V208H166ZM169 209V212L171 211ZM176 209V208H175ZM178 209V208H177ZM181 209H183V208H181ZM189 209H191V207H189L188 208V210ZM194 209V208H193ZM35 210H33V211H35ZM84 210V209H83ZM82 210V211H83ZM163 210V212L164 211H167V210H165V209H162ZM174 209H172V211H173ZM179 210H180V208H179ZM178 210V211H179ZM184 210H186V208L184 209ZM187 210V211H188ZM91 211V210H90ZM95 211V210H94ZM172 211H171V213H172ZM176 211V210H175ZM183 211V210H182ZM182 211H180V212H182ZM190 211V210H189ZM188 211V212H189ZM193 211V210H192ZM194 211H195V209H194ZM31 212V211H30ZM30 212L28 213V212H24V216L22 215V218H20V220L19 219H17V220H19V221H22L23 220V223H25L24 222V220H27V216H29L28 218H30V220H32V215H30ZM84 212V211H83ZM82 212V213H83ZM87 212V211H86ZM157 212V211H156ZM186 212V211H185ZM197 212V211H196ZM165 213V212H164ZM163 213V214H164ZM195 213V212H194ZM23 214V213H22ZM27 216H26V215ZM32 214H34V213H32ZM39 214V215H38ZM175 214V213H174ZM173 214V216H175L176 218H177V216L179 217H182L179 213V215L177 214V216L176 215H174ZM182 214H184V213H182ZM18 215V214H17ZM147 215V214H146ZM165 215H169V214H166L165 213ZM189 215H190V213H189ZM195 215V214H194ZM196 215H198V214H196ZM163 216V215H162ZM171 216L172 215H169V217L171 218ZM184 216H185V214H184ZM186 216H188V215H186ZM193 216V215H192ZM166 217V216H165ZM168 217V218H169ZM195 217V216H194ZM200 217V216H199ZM198 216H197V218H199ZM168 218L166 219V220H168ZM188 218H191L190 216L188 217ZM193 218V217H192ZM197 218H195V219H197ZM22 219V220H21ZM177 219H178V221H177ZM177 219H175L174 220V217H173V221H175V222H173V223H176V227H179V228H176L177 230L179 229V232L181 233V234H183L182 236H183V241L184 240H186V241H188L189 242V245H190V241H189V238H186L187 236L186 235H188L187 233H186V235H185V230H187L188 231V228H189V225L191 224V223H193V222H195L193 219H192V222H191V220H190V224H188V222H187V220L184 218V217H182V218H177ZM201 219V218H200ZM29 220V221H30ZM94 220V219H93ZM170 220H172V218L170 219ZM189 220V219H188ZM33 221V220H32ZM202 221H204V218L202 217ZM68 222V221H67ZM157 222V221H156ZM168 222H171L172 223V221H169L168 220ZM196 222H198L197 220H196ZM200 222V221H199ZM18 223V222H17ZM27 223V222H26ZM30 223V222H29ZM31 223H34V222H31ZM36 223V222H35ZM96 223V222H95ZM19 224V223H18ZM20 224H21V222H20ZM20 224L18 225V227L20 226ZM152 224V223H151ZM170 224V223H169ZM168 224V226L169 227H171L170 225ZM201 224V223H200ZM203 224V223H202ZM205 224H207V222L205 223ZM215 224V225H216ZM156 225V224H155ZM166 225H167V223H166ZM188 225V226H187ZM195 225H197V224H195ZM204 225V224H203ZM213 226V228H214V224H212ZM25 226V225H24ZM23 226V227H24ZM28 226H30L29 224H28ZM31 226H33L32 224H31ZM31 226H30V229H31ZM172 226H175V225H172ZM198 226V225H197ZM201 227H202V225H200ZM200 226H198V227H200ZM205 226H207V227H210V226H208V225H204V227ZM221 226H219V227H221ZM22 227V226H21ZM186 227V228H185ZM188 227V228H187ZM190 227L192 228L193 226L192 225H190ZM196 227V226H195ZM194 227V229L193 230H195L196 228ZM215 227H218V226H215ZM26 229H27V227H25ZM29 228V227H28ZM106 228V227H105ZM222 228V227H221ZM29 229V230H30ZM166 229H168V227L166 226ZM204 229V228H203ZM208 229V228H207ZM214 229H216V228H214ZM219 229V228H218ZM21 230V229H20ZM28 230V231H29ZM115 230V229H114ZM170 230V229H169ZM189 230H190V228H189ZM198 230V229H197ZM204 230H206V229H204ZM203 230V231H204ZM208 230H210V231H212V229H208ZM207 230V231H208ZM220 230V229H219ZM218 230V232L220 233V231ZM26 231V230H25ZM31 231V230H30ZM70 231V230H69ZM157 231V230H156ZM200 231L202 232V230L200 229ZM206 231V232H207ZM215 231V230H214ZM32 232V233H33ZM103 232H104V230H103ZM166 233L167 232H169V231H165ZM183 232V233H182ZM190 231H188V233H189ZM197 232V231H196ZM217 232V233H218ZM21 233V232H20ZM71 233V232H70ZM174 233V232H173ZM179 233V234H180ZM212 234L213 232H209V234ZM217 233H215V234H217ZM221 233H222V230H221ZM67 234H68V236H67ZM168 234V233H167ZM171 234H172V231H171ZM176 235H177V238H179L180 239V241H181V238H182V236H180V237H178L179 235H178V231H176V233H175ZM190 234V236L192 237H194L195 235H191V233H189ZM192 234H194V232L192 233ZM196 234V233H195ZM199 233H197V235H198ZM210 234V235H211ZM28 235V234H27ZM71 235H72V233H71ZM70 235V236H71ZM170 235V234H169ZM195 236V237H198V236ZM213 235V234H212ZM219 235V234H218ZM83 236V235H82ZM81 236V237H82ZM145 236V235H144ZM168 236V235H167ZM171 236V235H170ZM189 236V237H190ZM207 236H208V234H207ZM206 235H205V237H207ZM222 235L220 234V237H221ZM21 237H22V235H21ZM73 237V236H72ZM80 237V238H81ZM84 237V236H83ZM82 237V238H83ZM86 237V236H85ZM192 237V238H193ZM204 237V236H203ZM25 238V237H24ZM30 238H31V236H30ZM69 238V237H68ZM168 238H169V236H168ZM176 238V237H175ZM192 238H190V239H192ZM208 238V237H207ZM210 238H211V236H210ZM210 238H208V239H210ZM213 238V237H212ZM212 238H211V241H212V243H213V240H212ZM215 238V237H214ZM223 238L224 237H222L221 239H222V241H223ZM224 238V239H225ZM27 239V238H26ZM74 239V238H73ZM73 239H72V241H73ZM178 239V240H179ZM188 239V240H187ZM195 238H193V240H194ZM198 239V238H197ZM200 239H201V237H200ZM203 239V238H202ZM76 240V239H75ZM167 240V239H166ZM171 241H172V239H170ZM177 240V242L176 243H174V244H178L180 241H178ZM203 240H207V239H203ZM203 240H202V242H203ZM216 240H218V239H216ZM216 240H214V241H216ZM30 241H32L31 239H30ZM69 241V243H72L73 244V242H70V240H68ZM183 241H182V243L180 242V244L178 245L179 247H181V244L183 245V244H185V243H187L186 241H184L185 243H183ZM209 241V240H208ZM76 242V241H75ZM168 242V241H167ZM201 242V241H200ZM218 242V241H217ZM219 242H220V240H219ZM197 243V242H196ZM206 243V242H205ZM209 243V242H208ZM207 243V244H208ZM211 243V242H210ZM209 243V244H210ZM215 243V242H214ZM26 244V243H25ZM29 244V243H28ZM84 244V243H83ZM165 244V243H164ZM173 244V245H174ZM193 244H194V241H193ZM192 244V245H193ZM198 245H200L199 243H197ZM196 244V245H197ZM202 244V243H201ZM71 245V244H70ZM75 245V243L73 244V246ZM192 245H190V246H192ZM203 245H204V243H203ZM203 245H201V247L203 246ZM206 245V244H205ZM216 245H217V243H216ZM29 246V245H28ZM84 246H86V245H84ZM187 247H188V244L186 245ZM186 246H184V247H186ZM193 246H195V245H193ZM214 246V245H213ZM87 247V246H86ZM177 246H175V248H176ZM179 247H177V249L179 248ZM196 247V246H195ZM199 247V246H198ZM197 247V248H198ZM204 247V246H203ZM206 247V246H205ZM209 247H210V245H209ZM211 247H212V245H211ZM27 248V247H26ZM29 248V247H28ZM73 248V247H72ZM130 248V247H129ZM171 248V247H170ZM175 248H174V251H175ZM182 248H183V246H182ZM197 248H196V252L198 251L197 250ZM180 249V248H179ZM178 249V251H180ZM201 249V248H200ZM207 249H208V247H207ZM210 249V248H209ZM34 250V249H33ZM182 250V249H181ZM185 250V248H183V251ZM25 251H27V250H25ZM114 251V250H113ZM167 251H168V248H167ZM170 251V250H169ZM202 251H206V250H203L202 249ZM164 252V251H163ZM165 252H166V250H165ZM189 252V251H188ZM191 252V251H190ZM206 252H208L207 254L209 255V250H207ZM205 252V253H206ZM26 253V252H25ZM167 253V252H166ZM173 253V252H172ZM172 253H170V255L172 254ZM180 253V252H179ZM178 252H177V255L179 254ZM198 253V252H197ZM199 253H201V255H202V252L200 251ZM198 253V254H199ZM164 254V253H163ZM207 254H205L206 256H207ZM169 255V254H168ZM167 255V256H168ZM170 255H169V257H170ZM176 255V256H177ZM184 254H183V252H182V260H183V262L187 259H183L184 258V256H183ZM193 255H194V253H193ZM205 255H202V256H204V258H205ZM114 256V255H113ZM163 256V255H162ZM166 256V255H165ZM171 256H173V255H171ZM175 256V255H174ZM188 256V255H187ZM195 256V255H194ZM198 256H200V255H198ZM202 256H200L201 258H202ZM72 257V256H71ZM91 257V256H90ZM111 257V256H110ZM131 257V256H130ZM164 257V256H163ZM179 257V256H178ZM178 257L176 258V259H178ZM190 257V256H189ZM191 257H193L192 255H191ZM76 258V257H75ZM122 258V257H121ZM120 258V259H121ZM124 258V257H123ZM173 258V257H172ZM95 259V258H94ZM167 259V258H166ZM203 259V258H202ZM127 260H128V258H127ZM168 260H169V258H168ZM179 260V259H178ZM70 261V260H69ZM115 261V260H114ZM165 261V260H164ZM191 261H193L194 262V260L192 259ZM203 261V260H202ZM202 261L200 262V264L202 263ZM204 261H205V259H204ZM29 262V263H28ZM72 262V261H71ZM113 262V261H112ZM120 262V261H119ZM122 262V261H121ZM120 262V263H121ZM162 262V261H161ZM177 262V261H176ZM180 262H182V261H180ZM190 262V261H189ZM193 262H191V263H193ZM24 263V262H23ZM26 263V262H25ZM69 263V262H68ZM74 263H75V261H74ZM73 263V264H74ZM79 263V262H78ZM78 263H76V264H78ZM91 263V262H90ZM108 263V262H107ZM128 263V262H127ZM126 262H125V264H127ZM159 263H160V261H159ZM168 263V262H167ZM175 263V262H174ZM190 263V264H191ZM203 263H205V262H203ZM202 263V264H203ZM123 264V263H122ZM162 264V263H161ZM164 264V263H163ZM166 264V263H165ZM169 264V263H168ZM170 264H173V263H170ZM178 264V263H177ZM179 264H182V263H179ZM189 264V263H188Z\"/></svg>",
    "mask_w": 264,
    "mask_h": 264
}]
</instances>
